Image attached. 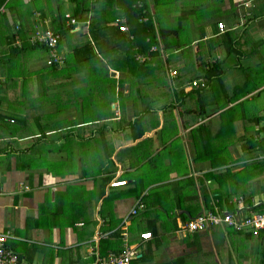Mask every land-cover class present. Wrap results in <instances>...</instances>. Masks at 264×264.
I'll return each instance as SVG.
<instances>
[{
  "label": "crops",
  "instance_id": "0c3cea01",
  "mask_svg": "<svg viewBox=\"0 0 264 264\" xmlns=\"http://www.w3.org/2000/svg\"><path fill=\"white\" fill-rule=\"evenodd\" d=\"M94 1L0 0L5 246L20 264H89L120 253L109 249L110 237L120 232L124 248L136 251L129 264H251L252 240L243 251L227 252L225 262L221 253L230 235L244 240L245 235L221 228L193 233L180 226L214 189L204 172L226 169L223 192L236 188L244 206L239 185L248 182L251 192V164H264L257 147L264 145V103L258 102L264 100V0H146L143 13L155 20L157 42L148 37L147 50L135 46L127 60L123 34L116 26L103 28L106 53L121 48L104 56L111 63L102 57L107 75L88 70L95 57L88 26ZM167 3L176 4L175 10L158 14L156 8ZM65 13L77 23L67 25ZM218 22L224 23L222 32ZM66 26L78 34L66 37ZM45 28L60 35L58 51L68 47L67 64L48 65V50L29 43L35 29ZM67 72L66 79L59 77ZM107 78L113 83L108 96ZM87 89L95 102H85ZM103 100L114 107L106 114L100 113ZM118 179L127 182L110 185ZM181 180L183 189L177 185ZM81 193L83 215L73 208ZM238 197L212 205L234 209ZM138 201L144 207L126 218ZM251 201L259 199L253 195ZM247 208L242 212H253ZM145 231L151 238H140Z\"/></svg>",
  "mask_w": 264,
  "mask_h": 264
},
{
  "label": "trees",
  "instance_id": "16d2710c",
  "mask_svg": "<svg viewBox=\"0 0 264 264\" xmlns=\"http://www.w3.org/2000/svg\"><path fill=\"white\" fill-rule=\"evenodd\" d=\"M73 1H76V0H73ZM136 1L137 0H102V1H99L100 4L101 3L102 4L97 5L99 2H98V0H95L94 2H92V10H93L92 15L93 16H92V18H90V23L88 25L89 26V32H90V34L93 35L95 42L100 44V37H101V31L100 30L103 28L101 26V24H102V22L104 24H106L105 16L106 15H108V16L114 15L113 20H117L120 17L125 16L126 17V24L128 25L129 30L127 32H123V31H120L118 29V26H116V25L115 26L117 29V33H122L126 39L123 42H121V45H124L126 48L127 52H125L123 54H125L124 57L127 60L133 59L132 51H133L135 46L138 47V51L144 52L150 46L151 42H157V40L155 39V30H157L158 27L155 24L154 18L149 17V19L147 21H142V19H141V17L145 15L142 12V9H145L148 12L146 0H140L141 5H142L141 8H139L137 6ZM109 2H113V4L109 3ZM115 6L118 7L116 10H115ZM98 12H99V14H98ZM77 19L79 22H82L85 18L80 16V17H77ZM57 22L60 23V21H57ZM156 27H157V29H156ZM69 29L70 28H68L66 26L65 30L68 31ZM57 31L60 33L59 30H57ZM126 34H128V35H126ZM148 37H150L151 42H148L149 41ZM88 44H89V42H88ZM117 46H120V45L118 44ZM88 48L90 50L92 49L91 46H88ZM91 52L93 53L94 50H91ZM81 58L82 57H77V59H81ZM106 58H107V56H106ZM108 63H110V62L108 61ZM52 66H57V65H52ZM210 72H211V69H210ZM210 75H212V73H210ZM257 147L262 152L264 151V145L261 144L260 142H258ZM251 166L253 167V174L254 175L256 174L255 171H259V172H257V174H263L264 173V164L262 166L255 168L254 162H252ZM216 170L217 169H211V170L203 173L204 179H208V180L213 182L214 189L212 190L211 193L205 194V196H204L205 197V199H204L205 204L203 205L202 209H199V210H197V212H195L194 216L203 210L213 209L214 207L212 205V201H214V200L217 201V199H220V198L222 199V197H225V196L229 199H231L234 196H237V197L240 196V194H238L237 190L235 191L236 188H228L226 190V193L223 192V187L220 184L223 181V177L226 173V169H224L223 171H219V172ZM252 177H251V180H252ZM192 180H194V179H192ZM235 194H237V195H235ZM243 195H244V197H243L244 198V206L242 207L243 209L248 207L247 209H251L254 213L264 212V199H260L257 204H253V201H251V199L253 198L252 191L251 192L246 191L245 193H243ZM242 205H243V203H242ZM233 207H234L233 204H229L227 207L228 208L227 210H229V211L236 210L237 209L236 203H235L234 209H233ZM190 213L192 214V212H190ZM247 214H249V213H247ZM190 217H193V216L190 215ZM235 233L245 235L247 237L246 240H252L253 241L254 239H257L259 241L258 242L259 246L257 245L258 246L257 248H256L255 244L253 246V254H252V258H251V264H264V230H262L257 236H254L250 232H235ZM110 239L112 240L113 244L111 245V247L109 249L115 250L117 252L123 251L124 246H123L122 235L120 232H114L113 235L110 237ZM7 247L8 246H6V248ZM8 249H9V247H8ZM254 252H255V255H254ZM248 257L249 256L246 253V255L243 257V260H247ZM243 264H245V263L243 262Z\"/></svg>",
  "mask_w": 264,
  "mask_h": 264
},
{
  "label": "built area",
  "instance_id": "2783aa9c",
  "mask_svg": "<svg viewBox=\"0 0 264 264\" xmlns=\"http://www.w3.org/2000/svg\"><path fill=\"white\" fill-rule=\"evenodd\" d=\"M137 6L142 7L140 0H137ZM142 12L146 10L142 9ZM64 18L67 25L77 23V20L70 14L65 13ZM142 21H147L145 16L141 17ZM118 29L127 32L129 28L125 25V19H117ZM218 29L222 32L224 30V23L218 22ZM60 35L50 28L35 29L28 37L31 45L44 47L48 50V58L46 63L48 65H61L63 63V55L58 51ZM154 49V48H152ZM198 83L193 81L192 85L196 86ZM125 180H114L110 182L111 186L124 185ZM242 197L239 196L237 201V209L229 211L227 209H213L203 210L193 217H190L186 222L182 223L180 229L188 232H202L212 228H222L223 230L231 229L235 232H250L257 236L264 230V212H251L249 214L242 213L243 205L241 204ZM144 207L143 202L138 201L127 213L126 218L137 213L138 209ZM151 232L145 231L140 233L141 239L151 238ZM8 238L6 233H0V264H20L18 255L11 249L6 248L5 242ZM136 256V251L126 246L120 253H110L104 260H98L95 263L89 264H129L130 260ZM73 264V263H66Z\"/></svg>",
  "mask_w": 264,
  "mask_h": 264
},
{
  "label": "rangeland",
  "instance_id": "374dc122",
  "mask_svg": "<svg viewBox=\"0 0 264 264\" xmlns=\"http://www.w3.org/2000/svg\"><path fill=\"white\" fill-rule=\"evenodd\" d=\"M97 5H101L100 4V2L97 4ZM118 7H116L115 6V10L117 9ZM175 8H176V4H168L167 3V5H162V6H158L157 8H156V11H157V13L158 14H160V13H164V11L167 9V10H170V11H174L175 10ZM169 11H167V13H168ZM57 13H58V11H57ZM113 17H114V15H110V16H108V15H106L105 16V18H106V24H104L103 22H102V24H101V26L103 27V28H105L106 26L107 27H109L110 29H112V28H114V26L116 25H118V23H116V20H113ZM125 25H126V21H125ZM127 26V25H126ZM82 27H85V26H83L82 25ZM128 27V26H127ZM102 28V29H103ZM102 29L100 30V31H102ZM83 30V29H82ZM72 31V32H71ZM78 34V30L77 31H75V30H68V33H67V35H66V37H70V35H77ZM263 35V34H262ZM175 39L177 40V42L178 43H180V45L182 44V43H184V41H183V36H182V34H181V32L180 31H178V35L175 37ZM89 41L90 42H92V44L94 45L93 47V50L95 51V52H93L94 54H95V57L93 58V59H91L92 58V56H93V54L91 53V62L88 64V70L89 71H92V70H94V69H96V70H98V71H100V73L102 74V75H107L106 74V71H105V69L103 70V67H102V64H104V62H103V60H102V57L104 58V56H111L113 53H120L121 52V48L119 47V46H117L116 45V47H115V51L113 52V51H111V50H109V54L108 53H106V50H104L101 46H102V43L100 42V44L99 43H97V42H95V39H94V37H93V35L92 34H90V32H89ZM107 41H109L110 43L112 42V40H111V37L107 40ZM82 43H84L83 42V39H82V41H81V43H80V45L82 44ZM99 44V45H98ZM65 46V45H64ZM64 46L60 49L62 52V55H63V57H64V59H63V63H64V61H65V64H67L68 63V60H69V49H68V47H67V49L66 48H64ZM67 46V45H66ZM82 49H80L79 51H81ZM99 51H101V53L99 52ZM60 52V51H59ZM87 54H89L88 52H85V55H87ZM102 54V55H101ZM105 59V61L108 63V61L111 63V61L110 60H107L106 58H104ZM173 61H174V58H173ZM62 63V64H63ZM64 64V65H65ZM106 64V63H105ZM114 67H117V64L115 63L114 64ZM98 76H100V75H98ZM59 77L62 79H66L67 77H68V72L67 73H65V74H59ZM107 83H106V90H107V96L110 94V89L112 88V84L113 83H109L108 82V78H107ZM94 96L95 95H93L92 93H90L89 91H88V89L85 91V102L86 103H92V102H95V98H94ZM257 100V99H256ZM118 101H125L124 99H119ZM103 102V108H102V110H101V112L100 113H102V114H106L110 109H114V107L112 108V104L111 105H108L107 104V102H106V100H103L102 101ZM258 102L260 103V102H262V103H264V100H263V98L262 97H260V99L258 100ZM261 111H262V113H264V109L263 108H261ZM263 121H264V119H263ZM113 123H111V125H112ZM260 125H261V123H260ZM253 132H254V128H253ZM101 138V135L98 137V139H100ZM194 146H198L197 144H195L194 143ZM90 148V147H89ZM91 149V148H90ZM94 149H96V147L94 146ZM257 164L258 165H260L261 164V162L259 161V162H257ZM252 167L251 166H248V169H251ZM244 170H245V168H244ZM248 174V173H247ZM240 175L241 176H243L244 177V175H245V172L242 170V172L240 173ZM249 176V175H248ZM248 178V177H247ZM252 180H253V183H254V185L256 186H251L252 188H254L253 190H249V191H252V195H256L257 196V198L260 200V199H264V173L261 175V176H253L252 177ZM177 185H178V187L179 188H182L183 189V185H184V182H183V180H181V181H178V183H177ZM250 186V184L247 182V183H244V184H241V185H239V188H240V193H245L246 191H248L247 190V188ZM75 200H78V202L76 203V204H74V206H73V208H76L77 210H78V212L81 214V215H83V213H84V209H85V204H84V202H83V193H81V194H79L76 198H75ZM87 206V205H86ZM87 208V207H86ZM89 214V212H88V208H87V215ZM81 219V218H80ZM83 219V218H82ZM208 230H210V229H208ZM227 231H230L229 232V234H231V232H233V233H235L234 231H232L231 229H226V232ZM203 232V231H202ZM196 233V232H195ZM220 235V237H222V238H225L226 237V235H224L223 233H220L219 234ZM226 241V240H225ZM228 242H225V243H223L222 244V246L220 247L221 248V250H223L221 253L223 254V258H224V262L227 260V252H234L235 251V248L237 247V251H243L247 246L249 247V245H250V242H247L246 241V239L244 240V239H240L239 238V236L238 235H230V238L227 240ZM231 241V242H230ZM223 242H224V240H223ZM258 240L257 239H254L253 240V243L255 244V246H256V248L259 246L258 245ZM258 245V246H257ZM254 255H255V252H254ZM223 261V260H222ZM241 263H243L242 261H240Z\"/></svg>",
  "mask_w": 264,
  "mask_h": 264
},
{
  "label": "clouds",
  "instance_id": "9594fccd",
  "mask_svg": "<svg viewBox=\"0 0 264 264\" xmlns=\"http://www.w3.org/2000/svg\"><path fill=\"white\" fill-rule=\"evenodd\" d=\"M138 1H139V0H138ZM118 24H119V23H118ZM117 26H118V25H117ZM118 180H120V179H118ZM112 181H114V180H112ZM126 182H127V181L125 180V184H126ZM125 184H124V185H125ZM119 186H121V185H119ZM113 187H115V186H113ZM222 210H223V209H222ZM231 211H235V210H231ZM242 211H243V210H242ZM242 213H243V212H242ZM243 214H244V213H243ZM221 229H222V228H221ZM222 230H223V229H222ZM224 231H226V230H224ZM232 231H233V230H232ZM234 232H235V231H234ZM193 233H194V232H193Z\"/></svg>",
  "mask_w": 264,
  "mask_h": 264
}]
</instances>
